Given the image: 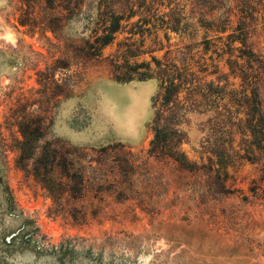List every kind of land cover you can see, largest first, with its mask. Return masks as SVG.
Listing matches in <instances>:
<instances>
[{
  "label": "rangeland",
  "instance_id": "374dc122",
  "mask_svg": "<svg viewBox=\"0 0 264 264\" xmlns=\"http://www.w3.org/2000/svg\"><path fill=\"white\" fill-rule=\"evenodd\" d=\"M205 4L145 0L138 10L136 3L137 15L102 49L103 61L84 67L64 58L68 44L103 35L101 23L86 28V19L72 18L57 39L40 28V8L30 13L22 0H0V264H264V153L247 154L245 109L231 92L240 90L233 71L244 62L232 39L236 17H247V45L264 61V0H246L229 21L217 20L216 10L203 15L211 12ZM143 8L150 23L132 35ZM165 55L198 80L175 110L182 170L149 153L159 87L152 58ZM124 58L149 63L153 77L115 80L107 62ZM129 90L144 97L125 131L106 100L121 111ZM259 99L264 111V87ZM45 146L79 149L65 154L74 172L67 164L43 172Z\"/></svg>",
  "mask_w": 264,
  "mask_h": 264
},
{
  "label": "trees",
  "instance_id": "16d2710c",
  "mask_svg": "<svg viewBox=\"0 0 264 264\" xmlns=\"http://www.w3.org/2000/svg\"><path fill=\"white\" fill-rule=\"evenodd\" d=\"M29 12H34V8L38 7L43 11V22L40 23V28L45 33L50 30L55 34V38H60L61 29L64 28L65 22L72 18L86 19V28L92 25L101 23L104 26L103 35L97 36L91 40L89 36L86 40H71L68 44L69 54H65L64 58L72 60L75 64L81 63L86 67L89 63H97L103 61L101 59L102 49L110 44L114 38V34L121 28L129 25V20L137 15V11H131L137 3L138 10L145 5V0H22ZM205 5L209 6L210 13L204 11L203 15H210L214 10L217 12V20L224 18L229 21V18L236 16L235 9H243L246 0H203ZM130 8V13L124 16V11ZM147 6H145L146 8ZM148 10L144 9L139 13V18L136 22L131 23L136 27V31L142 35V30H137L142 24L150 23L146 16ZM242 13V11H241ZM236 35L232 34L233 41H239L243 48L239 49L238 58L244 60L243 64L235 65L234 75L240 78V90H231L233 98L238 102V106L244 108L245 120L244 131L250 140L247 147V154L259 151L264 153V111L260 107V92L264 87V61L257 58L252 47H248V32L245 25L247 17L244 14H238L236 17ZM213 20H216L215 18ZM123 22L126 24L123 25ZM170 23L169 20L166 21ZM36 23L30 20H25L23 25H28L30 28H35ZM173 26H171L172 28ZM168 28V26H167ZM95 32V28L92 29ZM131 32V31H129ZM105 33V34H104ZM143 42V40H141ZM130 49V50H129ZM127 56L134 57V51L127 46ZM155 62L153 76L159 80L158 91L155 94L152 104L154 109V117L152 120L153 138L150 141V155L156 158H171L177 163L179 169H187L185 166L187 160L185 155L179 150L178 145L182 140V134L174 127L176 124L175 110L181 102L180 94L184 89H188L193 83L198 82L194 76L195 72L191 70L189 65L178 66L165 55L163 62L152 58ZM63 61L58 58L56 67H61L59 64ZM117 59H109L107 62L108 69L112 77L118 81H130L134 75L140 74L144 77H153L150 74L151 66L149 63H135L134 65L127 64V58H124L122 64H118ZM144 68L141 72L138 69ZM156 70V71H155ZM188 84V85H187ZM58 86V85H57ZM187 86V87H186ZM188 92H194L195 89H189ZM238 97V98H236ZM237 114L242 113V110H237ZM25 144L29 146L30 140L25 137ZM54 145V143H53ZM80 152L79 149L68 147L64 152L57 148L43 147L40 153V167L45 172L46 166L49 164L57 167H69L74 172L73 160H66L65 157L74 156ZM66 154V156H65ZM69 157H67L68 159ZM42 173L37 174L38 176ZM68 175V174H67ZM64 183L61 177H58V185ZM205 196L215 193L213 188L206 185Z\"/></svg>",
  "mask_w": 264,
  "mask_h": 264
},
{
  "label": "bare ground",
  "instance_id": "6f19581e",
  "mask_svg": "<svg viewBox=\"0 0 264 264\" xmlns=\"http://www.w3.org/2000/svg\"><path fill=\"white\" fill-rule=\"evenodd\" d=\"M127 95L131 103L121 111H114L112 102L109 99L106 100V107L108 108L109 113L115 117V121L118 126L125 131L133 129L134 120L141 111L139 103L144 97L143 92L140 90H129Z\"/></svg>",
  "mask_w": 264,
  "mask_h": 264
}]
</instances>
